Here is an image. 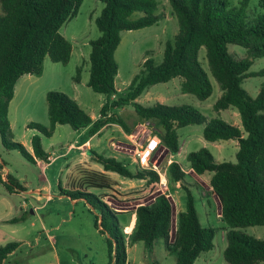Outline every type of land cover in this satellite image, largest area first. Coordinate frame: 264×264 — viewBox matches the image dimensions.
<instances>
[{"label":"trees","instance_id":"1","mask_svg":"<svg viewBox=\"0 0 264 264\" xmlns=\"http://www.w3.org/2000/svg\"><path fill=\"white\" fill-rule=\"evenodd\" d=\"M103 3L94 24L99 35L88 41V77L86 85L104 95L99 117L92 120L75 100L58 90L45 92L48 124L29 121L27 128L50 136L55 124H67L72 130L88 127L91 135L105 122L114 119L124 130L128 128L118 115H106L109 107L130 103L135 114L152 125L159 143L168 152L178 150L176 128L201 124L203 139L213 142L233 139L237 150L235 161H216L207 149L201 147L188 152L185 159L196 175L210 172L208 186L219 203V216L225 224V246L222 257L228 264H258L264 261V237L257 238L238 228L264 225V82L251 97L241 81L252 75H264V67L249 71L253 59L264 56V0H256V10L248 9V0L231 4L229 0H167L176 20L177 29L171 40L164 42L162 57L154 64L144 57L140 68L131 77L122 97L110 99L114 93L117 66L114 50L120 32L139 29L156 22V0H99ZM81 0H0V143L6 149H15L28 161H46L39 135L30 137L31 153L12 139L7 118V106L12 98L16 80L23 74L39 76L42 62L65 64L71 46L58 31L64 21L76 14ZM139 11L142 14L131 18ZM235 44L244 50L237 56L227 48ZM200 47L204 48L207 67L218 84L220 93L213 103L215 111L233 107L240 127L218 118L206 119L197 109L187 104L166 105L155 102L144 106L135 101L150 85L180 77V91L205 99L211 92L206 72L198 61ZM79 69L74 77L77 80ZM155 135V134H154ZM92 161L102 170L115 172L128 179H144L145 185L158 181L157 173L149 168L130 169L113 156H103L90 150ZM168 177L179 181L185 190V207L175 215L171 233V206L162 193L150 204H137L129 233H122L116 215L103 201L104 195L88 191L91 188L110 189L111 183L102 172L78 169V180L68 187L58 186V194L70 200H82L92 211L95 230L104 236L107 264H126V243L142 242L148 256L156 240L161 239L164 250L175 257L174 264H192L200 252L212 248L215 228L201 226L193 198L182 184L180 165L170 161ZM0 181L8 192L21 186L8 178ZM14 220V219H11ZM17 242L0 245V264L13 253ZM153 264H157L153 262Z\"/></svg>","mask_w":264,"mask_h":264},{"label":"rangeland","instance_id":"2","mask_svg":"<svg viewBox=\"0 0 264 264\" xmlns=\"http://www.w3.org/2000/svg\"><path fill=\"white\" fill-rule=\"evenodd\" d=\"M239 1L229 0L231 4H238ZM102 6L103 3L99 0H81L76 14L64 21L58 29L71 46L68 61L61 64L51 62L45 57L42 62L41 75L37 78L39 79V93L37 89L33 95L24 98L17 90L10 107L13 141L24 146L21 141L30 144V137L37 134L46 152L60 153L66 150L69 143L79 142L77 130H72L67 124H58L50 136L40 135L35 129L26 127L29 121L41 123L37 120L41 117L47 118L45 94L40 93L42 88L45 91L58 90L65 93L75 100L89 116L99 117V108L104 101V95L92 91L86 85V80L88 77V41L99 35L94 18L99 14ZM248 9L256 10V0H248ZM141 14L135 11L130 17L136 18ZM154 14H159V18L151 25L120 32V41L113 54L117 66L113 81L115 98L124 95L125 87L140 68L144 57H151L154 64L160 62L164 42L171 40L176 32V20L167 0H156ZM227 48L237 56L244 55V50L238 45L228 44ZM204 53V48L200 47L197 58L211 84V92L205 99L199 100L193 94L182 93L179 87L180 77H173L165 82L150 85L140 93L135 101L144 106H150L159 101L166 105L187 104L197 109L206 119L218 118L240 127L239 116L235 108L228 107L215 111L212 107L220 90L210 74ZM263 67L264 56H260L253 59L248 70L258 71ZM77 68L79 72L75 80ZM263 82L264 75H252L244 78L240 86L253 97ZM13 105H15L14 109ZM121 107L123 109L113 108L112 112L123 120V124L131 125L136 121H141L130 103ZM114 114L109 117L114 118ZM110 121L116 122L114 119ZM148 128L150 134L157 136L151 124ZM176 134L178 150L175 153L169 152V154H172V161L182 168L188 166L185 155L201 147L207 149L216 161H235L236 141L233 139L207 141L202 137L201 124L178 127ZM87 135L88 131H85L81 138H86ZM119 137V127L109 124L102 129L100 134L94 136L90 143L96 153L103 156H115L114 158L121 161L119 156L113 155L114 151L108 146L109 140L116 141L120 139ZM66 153L65 156L53 160L49 166L42 168V161L36 165L35 162L23 158L17 150L6 149L0 143V167L5 170L12 182L23 187L20 190L8 192L0 181V245L6 242H17L15 250L6 257L3 264H107L104 236L99 234L93 225L96 211H92L82 200L72 201L68 197L57 195L58 183L63 185L67 180V174L72 171V167L69 166L81 157L77 149L67 150ZM86 155H89L88 151ZM161 155L162 149L159 143L158 148L149 155L148 162L156 160L157 171L160 174L165 173L167 189L161 187L157 181L153 183L148 192H142L143 190L139 189L141 187H134V189L123 188V185L116 187L109 180L111 188L99 193L104 195L105 203L115 208L112 210L126 211L116 215L124 234L131 218L130 208L137 203L149 201L150 197L160 192L161 189H165L164 192L169 194L168 197L172 200L170 228L174 221L175 205L182 210L185 207V190L168 177L161 166L168 155L162 159ZM97 165L101 167L100 164L97 163ZM127 167L133 169L134 166L128 165ZM210 174L208 171L204 172L202 180L197 179V182L188 175H184L182 180V184L192 195L193 206L200 225L215 228L212 248L200 252L192 264H228L222 257V250L225 246V224L220 216H217L219 203L215 196L211 198L208 193H204L205 190L208 192L206 176L209 178ZM110 177L117 179L120 176L111 172ZM77 180H72L71 184L76 183ZM43 185L47 189L41 190L40 193H49L51 196L46 200L43 198L36 200L31 190ZM97 190L101 189H89L92 193H96ZM152 191L153 194H149ZM238 230L257 238L264 237V225L246 226ZM125 249L127 264H153V262L174 264L175 262L174 255L164 250L161 239L155 241L150 256L146 254L140 241L133 244L126 243ZM258 264H264V261Z\"/></svg>","mask_w":264,"mask_h":264},{"label":"crops","instance_id":"3","mask_svg":"<svg viewBox=\"0 0 264 264\" xmlns=\"http://www.w3.org/2000/svg\"><path fill=\"white\" fill-rule=\"evenodd\" d=\"M120 41V39H119ZM88 57V56H87ZM88 61V59H87ZM142 62V61H141ZM44 65V63H43ZM41 75V74H40ZM39 75V76H40ZM39 76H34V75H31V74H23L21 75L15 82L14 84V87H13V94H12V98L9 100L8 102V106H7V118H8V122H9V126H10V129H11V126H12V121H11V118H10V107H11V104H12V101H13V98L15 97V94L17 92V90H19L18 92L21 93V96H24V98L26 96H30V95H33L35 90L38 89V93H39V79H37ZM45 90L42 88L40 89V93H43L45 94ZM74 98V97H73ZM114 95H113V98L114 99ZM75 99V98H74ZM111 99V100H112ZM104 100V99H103ZM136 100V98H135ZM104 102V101H103ZM160 102V101H159ZM26 104V103H25ZM124 105V104H121L120 106H115V107H109L107 110H106V115L107 116H110L111 114H114L112 112V109L113 108H116V107H120L121 109H123L121 106ZM15 105H13V109H14ZM22 108L24 109V106H22ZM115 115V114H114ZM90 118L92 120H95L97 119L98 117H92L90 116ZM13 119V117H12ZM141 121H136L134 122L133 124L131 125H127V124H124L128 130H124L122 128V126L114 121H107L105 122L101 127H99L96 132H94L93 134L91 135H87L86 138H81L82 135L84 134L85 131H88V127H85V128H81V129H78L76 132H78V136H79V142L77 143H69L66 147V150L62 153L60 152H46L44 149V151L46 152L47 154V158H46V161H42V160H38V159H35V163L36 165H39L40 164V161H42V168L43 167H47L49 166L53 160L61 157V156H65L67 153L66 151L67 150H70V149H77L79 150V154H80V158L72 163L69 167H72L69 174H67V180H65V182L63 183V185H60L58 183V185L60 187H68L69 184H71L72 180H75V179H78V169H90V170H95V171H99V172H102L103 174H105L107 176V178L109 180H111L113 183H114V186H121L123 185V188H131V189H134V187H141L139 189L143 190L142 192H148L149 189L152 187L153 183H150L149 185H145V180L144 179H128V178H124V177H118L117 179H114V178H111V172L110 171H104L102 170V167H99L97 165L96 162L92 161L91 158H90V155H86V151H94L93 148H92V145L90 143L91 139L94 137V136H97L98 134L101 133L102 129L109 125V124H113V125H116L117 127H119V140H116V141H113V140H109V143H108V146L114 151L113 152V155H117L119 156L122 160L123 163H125L127 166L128 165H133V169L134 168H142L138 162H137V159H136V156H135V151L138 150L139 146L140 145H143L144 144V141H145V138L147 137V135H150V131H149V128H148V122L145 121V120H142L140 119ZM37 121L43 123L44 125H47L48 124V119L47 118H44V117H41L40 119H38ZM123 122V120H122ZM56 126H58V124H55L54 125V128L53 130H55ZM157 137V136H156ZM81 139V140H80ZM23 144H24V147L25 149L31 153V147H30V144L28 143H25L23 141H21ZM62 147V146H61ZM161 149H162V155L160 156L161 159L168 155L167 156V159L166 161L164 162L163 165H161L163 167L164 170H166V167H167V164L173 160L172 158V154H169V152L163 147L161 146ZM65 154V155H64ZM115 157V156H114ZM149 161V159H148ZM156 160H151L150 162H148V165L151 167V165L153 164V162H155ZM160 162V161H159ZM158 162V163H159ZM156 163V162H155ZM157 164H155L154 166H156ZM132 169V168H131ZM180 169L183 171L184 175H188L192 178V180L195 182H197L196 180H202L203 178V173L202 174H199V175H196L192 172V170L187 166L186 168H182L180 167ZM163 175V176H161ZM161 180L165 181V183H167V179H166V176H165V173L163 172L161 174ZM210 177V176H209ZM163 178V179H162ZM184 178V177H183ZM206 179H207V182H208V179L207 176H206ZM175 183H177L178 185H180V182L179 181H175ZM182 187V186H180ZM23 187H21L22 189ZM47 187L46 186H41V187H35V189L31 190V192H33V194L35 195V199L36 200H40V199H49L50 198V194L49 193H40L41 190H46ZM167 189V187H166ZM102 190H108V189H101V190H97L96 193H103ZM157 190V189H156ZM208 192L205 190L204 193H208L209 196H211V198H213L214 194L210 191V187L208 186ZM89 191V189H88ZM159 193H162L166 196V198L168 199L169 203H170V206H171V211H172V200L168 197L169 194H166L162 189L160 192L156 193V194H153V191L150 192L149 194H153L151 197H150V200L145 202V204H150L154 197L159 194ZM58 196H62L60 194H57ZM105 197H103L104 199ZM74 201V200H72ZM139 204V203H137ZM135 204L134 206H132L130 208V214H131V218H130V221H129V226L126 230V233H125V236L129 233L131 227H132V224H133V221H134V214H133V210L135 208V206L137 205ZM109 207L111 209H115L112 205L108 204ZM42 206V204L40 205ZM35 209V207L33 208ZM174 215H176L177 211H181L182 209H180V207L178 205H175V209H174ZM119 214L121 213H125L126 211H118ZM217 216H219V214H217ZM173 225H172V228H170V239H171V233L172 231L174 230L175 228V216H174V219H173ZM171 226V225H170ZM172 229V230H171ZM126 250V249H125ZM127 264V262H126Z\"/></svg>","mask_w":264,"mask_h":264},{"label":"built area","instance_id":"4","mask_svg":"<svg viewBox=\"0 0 264 264\" xmlns=\"http://www.w3.org/2000/svg\"><path fill=\"white\" fill-rule=\"evenodd\" d=\"M112 98H113V95H111L110 99H112ZM158 146H159V139L156 137V135H154V134L147 135V137L145 138L144 144L140 145L138 150L135 151V156H136L138 164L142 168H149V169L154 170L157 173L159 185L161 187H165V189H166L165 181L161 180V176H160L161 174L157 171L156 166H154L155 162H153L151 167L148 165L149 155L152 152H154L158 148ZM6 175L7 174H6L5 170H3L2 167H0V179L5 180Z\"/></svg>","mask_w":264,"mask_h":264}]
</instances>
